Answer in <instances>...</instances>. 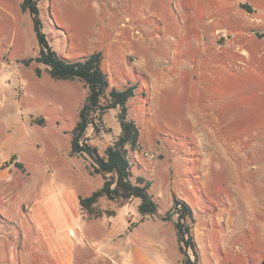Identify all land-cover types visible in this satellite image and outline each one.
<instances>
[{"label":"rangeland","instance_id":"374dc122","mask_svg":"<svg viewBox=\"0 0 264 264\" xmlns=\"http://www.w3.org/2000/svg\"><path fill=\"white\" fill-rule=\"evenodd\" d=\"M22 2L1 0L12 13L9 17L0 10V57L4 53L1 60L8 63L0 70V82L23 101L25 113L46 119L37 135L47 143L49 152L56 145H67L62 129L74 128L88 89L79 80L53 79L42 65V75L37 77V64L23 63L36 57L39 49L32 19L22 11ZM119 6L118 0L39 3L43 31L56 52L66 58L101 53L111 88L137 87L128 112L140 129L134 160L141 167L139 173L153 180L151 194L159 206L156 215L144 220L165 236L154 243L158 248L150 253L153 260L156 264H183L185 257L174 227L177 216L166 218L176 196L194 211L198 264H262L264 149L249 147L245 134L222 130L217 122L221 79L224 75L229 78L218 60L222 56L217 46L202 51L183 15L171 7L163 13L164 21L149 16L138 23L141 29L146 23L156 28L146 37L148 46L140 50L138 28L135 23L126 24L128 34L124 32ZM3 96L8 94L0 95V105ZM7 107L16 109L18 105L10 102ZM118 115L119 110L107 112L101 132L94 133L92 128L87 132L101 154L120 134ZM114 202L128 208L133 223L140 220L131 216L138 212L139 200Z\"/></svg>","mask_w":264,"mask_h":264},{"label":"crops","instance_id":"0c3cea01","mask_svg":"<svg viewBox=\"0 0 264 264\" xmlns=\"http://www.w3.org/2000/svg\"><path fill=\"white\" fill-rule=\"evenodd\" d=\"M118 1L124 32L126 24L135 23L140 50L148 46L146 37L156 28L146 23L141 29L138 23L149 16L164 21L163 13L171 7L183 15L202 51L217 46L222 56L218 60L229 72V78L221 79L222 99L234 89L222 102L219 95L217 122L222 130L245 134L249 147L264 149V0ZM0 10L11 16L12 9L1 0ZM3 55L0 70L8 66ZM4 93L8 97L3 96L0 105V264H156L151 256L158 248L154 243L165 240L157 226L154 230L143 220L131 227L135 220L129 219L128 208L106 197L91 210L82 208L81 197L101 189L104 178L92 175L89 162L72 154L68 133L73 129H62L67 145L48 152L37 135L46 119L25 113L23 101L0 82V95ZM10 102L18 108H8ZM132 215L140 217L137 211Z\"/></svg>","mask_w":264,"mask_h":264},{"label":"trees","instance_id":"16d2710c","mask_svg":"<svg viewBox=\"0 0 264 264\" xmlns=\"http://www.w3.org/2000/svg\"><path fill=\"white\" fill-rule=\"evenodd\" d=\"M40 1L23 0L21 4L22 11L30 14L39 49L36 57L25 59L23 63L26 66L33 63L42 65L53 79L79 80L88 89L87 97L79 109L78 122L68 134L71 137L72 154L84 157L89 162L90 173L101 175L104 178V184L91 196L81 197V206L83 209L91 210L101 197H106L110 201L137 199L140 201L137 210L141 218L133 225L139 224L146 217L156 215L159 206L151 194L153 180L146 173H139L141 167L136 165L137 161L134 160V153L138 152L140 145V129L134 121L129 119L128 112L129 102L135 97L137 87L111 88L101 53L66 58L56 52L43 31ZM244 7L251 10L250 7ZM35 74L40 77L42 69L36 67ZM111 110H119L118 122L121 131L106 148L104 154H101L98 147L91 143L87 132L92 128L94 133H100L102 118ZM39 123L42 124L43 120ZM136 169L138 173L135 172ZM173 216H177L174 227L180 253L185 257L183 264H198L200 253L193 236L192 207L186 201L174 196L173 206L167 212L166 218ZM133 225L131 224V227Z\"/></svg>","mask_w":264,"mask_h":264}]
</instances>
